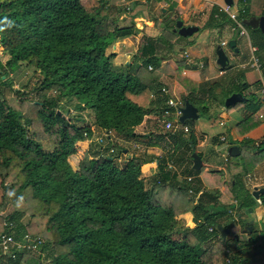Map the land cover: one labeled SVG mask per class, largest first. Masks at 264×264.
<instances>
[{
    "label": "trees",
    "instance_id": "trees-1",
    "mask_svg": "<svg viewBox=\"0 0 264 264\" xmlns=\"http://www.w3.org/2000/svg\"><path fill=\"white\" fill-rule=\"evenodd\" d=\"M105 3L0 0V49L9 55L4 63L0 53V212L10 210L0 214V234L8 231L3 225L8 220L15 225L16 237L28 232L43 240L39 251H17L13 259L0 250V264H217L218 260L219 264H250L247 254L253 243L244 244L234 236L223 240L216 228L244 223L229 213V204H218V198L223 199L216 189L220 176L211 181L216 178L211 173L220 170L209 171L214 178L202 179L208 185L203 188L199 178L203 166L190 167L188 175L195 179L190 194L185 179L167 181L171 177L163 157H156L157 178L146 180L141 168L155 157L145 150L130 151L122 143L134 142L145 149L171 140L190 150L196 144L190 126L186 136L181 131L135 132L146 115L159 118L166 107L168 95L161 92V77L173 71L160 63L157 49L161 39L172 48L170 38L178 34L173 30L178 16L155 18L159 36L141 41L140 61L114 68L116 54L107 53V48L139 30L133 21L119 25L102 14ZM122 8L128 12L130 4ZM247 11L239 12L242 21ZM21 63L36 75L31 91L16 87L9 75ZM252 84L262 87L261 80ZM249 86L240 83L235 91L243 93ZM243 96L241 104L255 114L264 98L253 91ZM180 99L196 106L198 113L208 111L193 92ZM85 109L93 115L92 125L76 123L77 112ZM34 121L48 134L51 149L44 148L30 129ZM96 131L104 134L105 143L79 154L78 145L91 140ZM236 142L240 149L256 147L251 140ZM263 144L261 140L257 148L261 150ZM246 158L240 150L236 162L229 165L234 177L225 201L234 199L238 214L255 203L251 182L245 180ZM259 199L264 207V193ZM187 213L192 215V226L187 225Z\"/></svg>",
    "mask_w": 264,
    "mask_h": 264
},
{
    "label": "crops",
    "instance_id": "crops-1",
    "mask_svg": "<svg viewBox=\"0 0 264 264\" xmlns=\"http://www.w3.org/2000/svg\"><path fill=\"white\" fill-rule=\"evenodd\" d=\"M123 1H125L123 5L130 4V9L127 13L132 15L133 17L132 20L134 21L136 27H138L139 25H143L149 28H153L155 30L150 33L138 32L134 37L142 38L141 41H143V39H145L146 37L152 38L159 36L158 29L155 28L154 25L155 18H160L164 20L169 17L172 18L178 16L180 17V19L179 18L177 19L181 20L184 26H189V25L197 26L198 27L197 31L201 28L202 31L201 33H193L191 34V37L188 39H179L174 35L171 36L170 42H172L173 45L172 48H169L168 46L169 44H167V42L166 43L163 42L165 41V39L163 41L161 39V42L158 44L157 55L160 58V63L165 64L168 68H170L173 71V75L169 74L168 72L162 74L161 77V81L163 82L162 85L169 89L168 95L173 97L174 99L180 98L182 95H186L189 92H193V94L199 95L200 100L202 102H204L205 104L208 103L207 105L209 106L208 110L215 113L216 119H218V117L220 119L219 113L216 111L217 108L219 107L218 106L219 103L217 100L215 101L216 99L215 93L220 92L221 87L232 86L231 93H234L236 92L235 90L240 84V82L244 81L242 83H248L250 85L249 88L246 90L248 93L252 91L255 92V90H258L260 87V86L255 87L252 84L253 82L257 80H261V83L264 84V67L260 66L262 67L263 72L259 73L260 68L256 70L254 67L248 64V60H247L243 63L236 62V64L232 65L231 67L230 66L229 68L227 67L228 69L226 68L222 70L221 69L222 67H219L214 61V58H212L211 56L212 48H214V52H215V47L217 44H220L221 41L228 42L231 39L235 40L236 42L234 48L232 49L234 50L235 53L239 51L238 41L234 38H228L229 36H226V34L229 31L232 32L233 30L232 29L233 24L231 20L227 17L225 13H220L217 10L220 4L225 3L223 0H171L174 2L173 7L170 6V2H168L167 0H162L161 2H156V0H123ZM243 2L245 4L244 8L248 9L247 11L248 15L246 16L244 21L255 19L261 15H264V0H254V2H252V0H244ZM252 5L254 6V8L252 7ZM157 6H161L160 7L161 14L159 13V15L156 16L155 10L157 9ZM167 8L171 12H168ZM228 21L230 22L229 26L228 24L225 25V23H228ZM247 26L252 28V30L254 31L253 38L250 35L248 37L249 50L251 46H254L256 47L255 52L260 51L261 49L259 47L260 46L259 43L263 41L262 37L264 35L261 33L259 28L256 27L254 28L249 25H245L246 31H247ZM169 28H171V26H169ZM174 29H175V24H174ZM257 31L261 37L257 35ZM218 34L223 35L222 37L219 38L220 42L218 41L213 42V40L216 39ZM228 35L230 34L228 33ZM126 39H128V37L122 38V40H126ZM118 41L119 40L115 41V43ZM181 44H183L184 46L182 45L183 46L182 47ZM242 45H243V41L240 42V46ZM176 46H180L179 50H182V60L184 61L185 64L180 71H178L179 68L177 66L176 61L172 58V55H170V53H175V50L173 48ZM235 48H237V51H235ZM172 49L173 51H171ZM135 52H136L135 61H140L139 48L135 49L134 47L131 52L132 55ZM210 87H213V89H209ZM230 94H228V96ZM243 94L244 93H241L242 96ZM257 96L261 97L260 93L257 94ZM262 98L264 97L262 96ZM240 102L242 103L243 101H239L236 103H240ZM240 112L242 116H240V119L238 120L237 123V127L240 134L236 135V141H240L243 139L251 140L252 142H254L253 144L256 145L255 148L245 147L243 149H240L239 145L235 144V146H238L239 148V153L241 150V152H244L247 156L246 160L248 161L249 170L245 176L246 178L245 180L246 182L247 181L251 182V191H252L253 186H258V187L264 186V148H262L261 150L257 148L258 143L261 140H264V99L261 108L256 112L257 115H255L256 116L255 119H253L252 115H250L246 111V108L244 106L241 107ZM222 122L223 124L221 125ZM219 125L220 126L225 125L224 120L222 119L219 120ZM163 127L164 126H163L162 117L158 118L154 114L146 115L142 123L136 127L135 132L144 133V134H147L148 132L159 133L165 131V128L163 130ZM193 130L196 138V144L194 145L193 148L191 146L192 150L188 149V147L185 144H180V143L176 144L171 140L162 141L160 143V146H153L145 149L141 148L139 144H138L139 146H137V143L134 142H122V143L130 151L136 149L140 151L145 150V152L148 155L155 157L154 159L144 164L141 168L146 180L148 179L151 181L157 178V173H158L157 166L159 164V161L157 160L156 157H163L165 161L172 160L175 162L174 164L176 165V172L174 173L176 175H173L172 174L173 172L167 169H165V171L170 172L169 175L171 178H168L167 181H174L179 183L184 179V176L188 175L189 168L192 167L193 165L192 153L196 152L202 159L203 171L205 172H209L210 170L221 171L220 174L211 173L216 178L220 176L219 178L220 180H218V178L217 179L214 178L211 180V181L218 180L220 182V184L217 185L218 187L216 189L219 191V193H222L224 200L222 198H218L219 203L222 205L229 204L231 208L229 209V213L233 217L238 216V217H243L244 219L252 220L253 224L262 221V219L264 218V207L261 204L260 199L256 200L255 198H253L255 200L254 205L251 207L241 208L239 211L240 214L237 213L236 201L234 199L230 198V200L225 201L228 199V196L226 195L228 184L230 183L231 179H233L234 177L232 168L229 165L234 164V162H236V159L231 160V156L228 155V150H227V155H224V157L227 156L229 159H228V163L226 164L227 168H223L224 166L220 165V162L222 163V161H217L215 157V155L217 154L214 144L215 141H212L213 143L212 142L209 143L208 136L200 130L199 126H196L195 129ZM95 134H100V133L99 131H96ZM186 134L187 133H184L183 135L186 136ZM225 134L226 133H221L219 136V140L221 136L226 137ZM94 137L91 140H88L87 142L90 141L92 142ZM116 139L119 140L118 138ZM231 146L234 145H230L228 149ZM254 152H256V155L253 154ZM224 157L222 159L223 162H225ZM204 163L208 165L207 168L204 166ZM216 174L219 176H217ZM199 178L202 181L203 179L202 175L201 176L199 175ZM196 179H198V175H196ZM202 184H203V188H207L208 185L205 184L203 181ZM212 191L215 192V189ZM256 207L259 208L256 209ZM185 215H191V214L187 213ZM236 226H240L241 228V224H237ZM233 228L232 229L229 228L230 233L227 235L226 238L230 237ZM220 248L221 246L217 245V249Z\"/></svg>",
    "mask_w": 264,
    "mask_h": 264
},
{
    "label": "rangeland",
    "instance_id": "rangeland-1",
    "mask_svg": "<svg viewBox=\"0 0 264 264\" xmlns=\"http://www.w3.org/2000/svg\"><path fill=\"white\" fill-rule=\"evenodd\" d=\"M82 1H86V0H82ZM243 1L244 0H233L234 3L231 6V10L240 12L244 8V5H245ZM252 2H254V0H252ZM124 3H125V1H123V0H106L105 7L102 9L101 13L107 14V16L111 20L113 19V22L116 24L127 25L133 21L132 20L133 17H132V15L127 13V11H125L124 8L120 9L121 7H123ZM160 7L161 6H157V9L155 10L156 16L159 15V13H160ZM252 7L254 8L253 5H252ZM172 18H174V17H172ZM178 18L180 19V17H178ZM179 19H177V20H179ZM229 21H228V23H225V25L228 24V26H229V24H230ZM232 24H233V22H232ZM137 28H138L139 32H143V33H150V32L155 31L153 28H149V27H146L143 25H139ZM233 30H232V32H235V33H232L229 31L228 33L230 35H228V33H227L226 36H229L228 38H234L238 41L239 51L237 53H235L232 48H230L228 46H223V49H224L226 55L228 56L229 66L231 67L232 65L236 64V62L237 63H243V62L248 60V64L253 67L252 55H251V52L249 50L248 37L250 35L253 38L254 31L252 30V28L247 26L248 37H246V36H239L237 30L236 31H233ZM201 32L202 31L200 28L198 31H195L194 33H201ZM257 35L260 36L258 31H257ZM222 36H223L222 34H218L216 39L213 40V42H215V41L220 42L219 38ZM175 37H177L179 39H188L191 37V35L183 37V36H180L177 34V35H175ZM141 39L142 38H139V37H137V38L128 37V39H126V40L119 39V41L116 43H115V41L112 42V44L107 48L106 52L107 53L114 52L116 54L112 60V64H113L114 68L118 67V68L124 69L127 62L135 61L133 56L136 55V52L133 55L131 52H132L134 47H135V49H138L139 45L141 44ZM192 39H194V38H192ZM241 41H243L244 46L243 45L240 46ZM182 45L183 44H181V46ZM179 48H180V46L174 47L173 49L175 50V53H170V55H172V58L177 63V66L179 68L178 71H180L185 65L184 61L182 60V50H179ZM173 49L171 51H173ZM0 53H1V60L4 63H6L8 58H9V55L7 53H4L2 51V49H0ZM262 54H263V50L255 52V56L258 58V60H261V58L263 60ZM211 56H212V58H214V61H215L216 55L214 52V48L211 49ZM262 60L259 61L261 64H262ZM229 66H228V68H229ZM254 68L257 70L256 67H254ZM261 72H263L262 67H260L259 73H261ZM9 75L13 79V82H14L16 87H18L20 89H26V90L31 91V89L34 85V82H35V78H36V75L33 74V68L32 67H28L25 64L21 63L19 65L18 69L15 70V72H13V73L10 72ZM242 82H244V81H241L240 83H242ZM231 87L232 86H229V87L223 86V87H221L220 92L215 93V97H216L215 101L217 100L219 103V105H218L219 107L217 108L216 111L219 113L220 119H219V117H218V119H216L215 113L208 110L207 112H200L198 118L193 120L192 123H189V126L193 127V129H195L196 126H199L200 130L208 136V142L209 143H211L212 141H215V143H214L215 144V150L217 151V154L215 155V157H216L217 161H222V163L220 162V165L224 166L223 168H227L226 163L223 162L222 159H223L224 155H227V150H228V147L230 146V143H231V145H235L236 143H238V142H236V135H239L240 133H239V130L237 127V123H238V120L240 119V116H242V114L240 112L241 107L244 106L240 102L238 105H235V106L231 105L229 108L224 107L225 98H227L228 94H230L232 92ZM247 89L243 90V93H247V91H246ZM255 93H256V95L259 94L260 89L255 90ZM260 95H261V93H260ZM261 97H262V95H261ZM73 102H75V100H73L71 104L66 105V107L67 108L71 107ZM207 105H208V103H207ZM66 107L62 108L63 111L66 109ZM208 108H209V106H208ZM70 112H73L72 109H70ZM77 114L80 115V118L76 120V123H78V124L86 123L89 125L93 124V115L91 114V112L88 109L83 110L81 113L77 112ZM255 115H257L256 112H255V114H252L253 119H255V117H256ZM221 119L224 120V122H225V125H223V126L219 125V120H221ZM190 121H192V120H190ZM222 124H223V122L221 123V125ZM30 129L32 131L36 132L37 137L39 140L42 141V145L44 148H46V149L52 148L53 144L51 143V140L49 139L48 134L42 129L40 122H38V121L32 122ZM163 130H164V127H163ZM221 133H226L225 134L226 138H227L226 142L219 140V136ZM100 137L104 138V134H101V133L95 134V137L92 140V142L91 141L90 142L83 141L82 143H80L78 145V148H79L78 153L80 154L83 150L87 149L88 147H94L95 148L99 144H104L105 143L104 140H102L100 142V140H99ZM190 160H191V157H190ZM231 160H235L234 157H231ZM204 166L206 168L208 167V165L205 163H204ZM209 167H210V165H209ZM209 174H210L209 172L203 171L202 178L206 181H209L210 178H214L212 175H209ZM218 204L220 205L219 199H218ZM258 208L259 207H256V209H258ZM9 211L10 210H7L6 212H0V214L3 215L5 213H8ZM185 217L187 220V225L192 226L194 224L192 221V216L191 215H185ZM27 218H28V216H26L24 220H26ZM246 220H248V219H246ZM255 227L258 228L259 230L264 231V222L263 221L257 222L255 224ZM239 229H240V226H235L233 228V231L230 234V238L233 237L234 234H237L238 238H241L242 243H244V244H246L247 242H254L253 244H251L249 246L250 252L247 254L248 262L250 264H264V240L259 241L260 237H258L256 235L243 234L242 231H240ZM248 236L250 237L249 239L247 238ZM263 236H264V234H263ZM230 243L234 244L231 240H230ZM231 246L234 247L233 245H231ZM217 264H219V260L217 261Z\"/></svg>",
    "mask_w": 264,
    "mask_h": 264
},
{
    "label": "built area",
    "instance_id": "built-area-1",
    "mask_svg": "<svg viewBox=\"0 0 264 264\" xmlns=\"http://www.w3.org/2000/svg\"><path fill=\"white\" fill-rule=\"evenodd\" d=\"M218 12L225 13L227 17L233 22V29L237 30L239 36H246L248 37V33L245 29V24L239 18V12L231 10V6L226 3H222L218 7ZM220 45L227 46V41H221ZM250 50L252 52V65L257 69L260 68L261 64L258 58L254 55L256 51V47L251 46ZM187 56V54H186ZM148 69H152V65H148ZM161 92L165 95H168L169 89L167 87L162 86ZM261 95L264 97V84L260 89ZM184 103L180 98H173L168 95V99L166 101V107L164 108L161 117L163 119V126L166 131L173 132H184L188 133L190 128L188 125L182 124L179 121V118L182 114V107ZM100 142L104 140V138H99ZM226 137L221 136L220 141H225ZM137 147V146H136ZM113 149H110L112 152ZM224 161H228V157H224ZM175 162L172 160L165 162V168L169 171L176 172V165ZM184 179L189 183L190 188L188 189L190 194H194L193 187L191 185L194 184V175H186ZM197 197V195L195 196ZM232 212V211H230ZM3 225L8 229V231L2 232L0 234V250L3 254L7 257L15 258L17 251H39V247L42 244L43 240L40 236L32 235L28 232L23 233L21 236H15V225L13 222L5 220ZM212 228H209L211 230Z\"/></svg>",
    "mask_w": 264,
    "mask_h": 264
},
{
    "label": "water",
    "instance_id": "water-1",
    "mask_svg": "<svg viewBox=\"0 0 264 264\" xmlns=\"http://www.w3.org/2000/svg\"><path fill=\"white\" fill-rule=\"evenodd\" d=\"M226 4H228L229 6L233 5V0H223ZM243 23L245 25H249L252 27H256L259 28V30L261 31V33L264 35V15H261L255 19H250V20H246L243 21ZM177 29V33L181 36H189L191 34H193L195 31H197L198 27L194 26V25H189V26H184L181 20H176L175 22V31ZM235 40L231 39L227 42L228 47L230 48H234L235 46ZM235 51H237V48H235ZM215 55H216V64L219 67H226L229 64V60H228V56L226 55L223 47L220 44H217L215 47ZM245 97H243L241 95V93H231L229 96H227V98H225L224 101V106L225 107H229L231 105H234L236 102L239 101H244ZM58 113L60 111H57ZM198 118V109L197 107H195L193 104L189 103L188 101L184 102V106L182 107V114L179 118V121L184 124L185 122L189 121V120H195ZM194 146L192 145V148ZM228 155H230L231 157H236L239 155V148L238 146H231L228 149ZM192 161H193V169H199L202 166V159L201 157L196 153L193 152L192 153ZM264 193V186L262 187H258V186H253L251 194L253 196V198H255L256 200L259 199L260 194ZM262 221L264 222V218L262 219ZM252 220H248L245 225L248 226V229L251 230L252 228ZM220 238L221 239H225L226 236L230 233V229L226 228L224 226H222L221 224H218L216 226ZM234 237L237 239L238 235L234 234Z\"/></svg>",
    "mask_w": 264,
    "mask_h": 264
},
{
    "label": "flooded vegetation",
    "instance_id": "flooded-vegetation-1",
    "mask_svg": "<svg viewBox=\"0 0 264 264\" xmlns=\"http://www.w3.org/2000/svg\"><path fill=\"white\" fill-rule=\"evenodd\" d=\"M236 217V216H235ZM241 219L244 221V223L241 224V228L239 229L240 231H242L243 234L246 235H256L259 238V241L264 240V231L263 230H259L258 228L255 227V224L252 223V228L251 230L248 229V226L245 225V223L247 222L246 219H244L243 217H241ZM227 237V236H226ZM248 239L250 238L249 236L247 237Z\"/></svg>",
    "mask_w": 264,
    "mask_h": 264
},
{
    "label": "clouds",
    "instance_id": "clouds-1",
    "mask_svg": "<svg viewBox=\"0 0 264 264\" xmlns=\"http://www.w3.org/2000/svg\"><path fill=\"white\" fill-rule=\"evenodd\" d=\"M14 193H12V192H9V196H12ZM18 206H19V203H18Z\"/></svg>",
    "mask_w": 264,
    "mask_h": 264
}]
</instances>
